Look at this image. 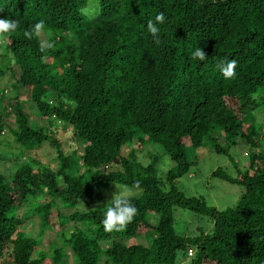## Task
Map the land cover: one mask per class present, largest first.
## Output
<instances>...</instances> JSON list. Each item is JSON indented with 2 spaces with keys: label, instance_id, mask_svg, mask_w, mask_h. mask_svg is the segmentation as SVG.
Here are the masks:
<instances>
[{
  "label": "trees",
  "instance_id": "obj_1",
  "mask_svg": "<svg viewBox=\"0 0 264 264\" xmlns=\"http://www.w3.org/2000/svg\"><path fill=\"white\" fill-rule=\"evenodd\" d=\"M88 2L0 0V18L20 25L0 53V79L8 74L47 122L33 127L18 95L0 112V133L11 112L15 143L36 151L30 160L21 153L15 171H0V264H67L66 247L78 264H176L177 253L185 257L189 248L195 253L188 264H264V137L254 117L264 109V0H95L94 19L81 14ZM160 12L166 22L157 25V46L147 23ZM40 20L49 33L43 52L39 37L23 35ZM196 48L208 58L192 59ZM233 59L236 77L226 79L216 65ZM57 123L69 128L66 143L55 134ZM239 140L251 150L242 170L235 168L236 177L220 168L211 175L243 187L234 207L218 211L179 191L178 180L193 165L188 150L208 145L231 160ZM44 148L52 150L55 169L35 160ZM144 151L145 164L137 156ZM161 157L172 166L158 176ZM4 160L11 161L0 155ZM115 162L119 169L105 171ZM136 182L138 212L122 231L104 230L106 205L81 209L112 184ZM42 196L49 197L43 205ZM176 207L208 217L212 232L177 235ZM151 216H158L155 225ZM34 220L36 235L24 231ZM68 225L42 251V235ZM146 233L147 246L125 243Z\"/></svg>",
  "mask_w": 264,
  "mask_h": 264
},
{
  "label": "rangeland",
  "instance_id": "obj_2",
  "mask_svg": "<svg viewBox=\"0 0 264 264\" xmlns=\"http://www.w3.org/2000/svg\"><path fill=\"white\" fill-rule=\"evenodd\" d=\"M88 4L89 6L93 7V5L95 4V0H89ZM48 35L49 33L43 32L41 36H39L42 44H47L46 37ZM4 47L5 44L0 45V53L4 52ZM6 62L7 60H3L2 64H5ZM12 68L15 78L17 80V77H19L20 74L19 69L17 66H12ZM12 83L13 79L10 78L8 74L2 79H0V112H4V108L6 107V99L13 98L18 95L19 99L26 104L32 114L30 120L31 125L33 127H46V120L42 119L36 114L35 108L33 107L32 103H30L28 95L23 91L17 93V91L12 88ZM51 102H53L52 99H50V103ZM9 113L10 115L4 118L6 126L0 133V155L3 157L7 155L8 158H10L11 160L9 162L5 160L0 161V171H3L6 174L8 172L15 171L23 162V160L17 159V157H20L21 153L26 154L23 157L24 159L28 160H30V157L34 158L32 154L36 153V151H27L22 146H19L15 143L14 137L10 132L11 129H14L13 115L11 114V112ZM255 113H259L260 118L264 120V109L256 111ZM254 117L256 121L255 126L256 128H262L261 134L264 137V123L258 124L255 115ZM55 131V134L57 135L58 139L66 143L68 137L70 136L69 128L64 130L62 128V124L57 123ZM260 144L262 145V149L264 150V143L261 142ZM64 149H66V147H64ZM149 151H151L154 155L160 153V149L155 146H150ZM248 152H251L249 145L244 144L240 140L238 141V144L235 147L231 148L229 151V156L231 157V160L227 156L215 153L213 149H211L208 145H204L198 150H188L187 158L193 162V165L191 166L188 174L178 180L177 187L179 191H181L186 197L202 198L209 207H213L218 211H223L228 208L234 207L243 192V187L236 184L233 185L226 183L218 178L212 177L211 175L216 169L220 168L223 169L228 175L236 177L235 168L237 167L239 170H242V166H244L247 161L246 154ZM127 153V148L123 149L122 155L126 156ZM137 154V156L140 158V161L145 164L146 151L143 152V155L141 153ZM15 158L18 161H16ZM53 158V152L49 148H44L43 151L39 150L38 155H35V160H40L43 165L48 166L51 169H55L57 165L55 164V162H53ZM77 165L79 167V170H81V160H78ZM171 166L172 163L168 159V157H161L157 171L158 176H162ZM117 169H119V166L117 162H115L108 166L105 171H113ZM113 193H118L116 184H112L108 188L96 192L94 195H92L90 199L87 200V202L84 203V205L88 209L84 206H81V209L83 211H89L91 209L102 207L106 205L107 201L112 198ZM139 194H141V190L134 191V196H138ZM38 201L41 205H43L49 201V197L42 196L41 198H38ZM56 211V208L51 209V213H54ZM157 220L158 216H151L148 218V221L151 222L152 225H155L157 223ZM56 221V217L52 215L51 223H56ZM39 225V220H34V224H27V226L25 227L26 229L24 231H30L34 233V235H36L40 229ZM173 228L174 232L179 236L195 237L198 236L201 231L204 234L211 233L213 228V222L206 216H200L195 212L183 210L181 208L176 207L173 208ZM71 229L72 226L68 225L65 228L56 227L52 230H47L42 235V243L40 245L42 251L45 252L50 249L51 242L57 240L58 234L63 231L67 232ZM150 239V234L146 233L138 235L135 238L128 239L127 241H125V243L127 245L141 244L143 246H147L150 242ZM103 246L104 244L102 243L101 247ZM189 251L192 252L191 256H189L188 254ZM7 253H5V257L7 256ZM194 253L195 250L193 248H189L187 250L186 256L184 257V252L179 251L177 253L176 264H188L190 259L194 256ZM66 255L67 264H78L75 261L73 253L69 247H66ZM103 263L104 262L102 260L101 264Z\"/></svg>",
  "mask_w": 264,
  "mask_h": 264
},
{
  "label": "clouds",
  "instance_id": "obj_3",
  "mask_svg": "<svg viewBox=\"0 0 264 264\" xmlns=\"http://www.w3.org/2000/svg\"><path fill=\"white\" fill-rule=\"evenodd\" d=\"M98 2V0H97ZM98 10L91 6H87L81 9V14L94 19ZM156 23L151 19L147 23V30L151 33L154 43L159 46L161 44L160 28L158 24H164L166 22V16L163 12H160L155 17ZM19 21L14 19L0 18V45L7 44L9 34L15 33L19 28ZM46 29V23L44 20H40L35 23L31 29L25 30L23 35L31 40L34 36L39 37ZM50 47V45H49ZM46 47L41 44V51H45ZM208 58L204 48H196L192 53V59L204 61ZM217 69L223 74L226 79H233L236 77L237 61L236 60H221L216 65ZM70 103L73 108L77 107L75 101H65ZM257 118V123H264V120L260 118L259 113H254ZM118 193H113L112 198L107 201L106 211L104 219L102 221L104 230L107 232L122 231L129 223L133 221L137 215L138 209L132 203L134 197V191L140 189L139 182H136L132 187L127 185H117ZM83 206L87 208L84 203ZM99 206V205H98ZM88 209V208H87Z\"/></svg>",
  "mask_w": 264,
  "mask_h": 264
},
{
  "label": "built area",
  "instance_id": "obj_4",
  "mask_svg": "<svg viewBox=\"0 0 264 264\" xmlns=\"http://www.w3.org/2000/svg\"><path fill=\"white\" fill-rule=\"evenodd\" d=\"M188 254H189V256H191V255H192V252H191V251H189V253H188Z\"/></svg>",
  "mask_w": 264,
  "mask_h": 264
}]
</instances>
